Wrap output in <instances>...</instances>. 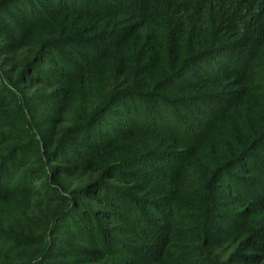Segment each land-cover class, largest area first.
Masks as SVG:
<instances>
[{"label":"trees","instance_id":"1","mask_svg":"<svg viewBox=\"0 0 264 264\" xmlns=\"http://www.w3.org/2000/svg\"><path fill=\"white\" fill-rule=\"evenodd\" d=\"M0 264H264V0H0Z\"/></svg>","mask_w":264,"mask_h":264},{"label":"rangeland","instance_id":"2","mask_svg":"<svg viewBox=\"0 0 264 264\" xmlns=\"http://www.w3.org/2000/svg\"><path fill=\"white\" fill-rule=\"evenodd\" d=\"M12 90V89H11ZM20 101H21V99H20Z\"/></svg>","mask_w":264,"mask_h":264}]
</instances>
